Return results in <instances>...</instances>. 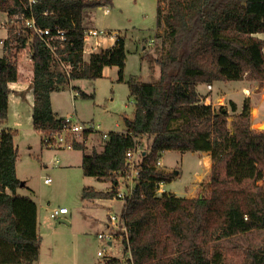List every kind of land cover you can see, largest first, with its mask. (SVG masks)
Masks as SVG:
<instances>
[{
	"label": "trees",
	"instance_id": "16d2710c",
	"mask_svg": "<svg viewBox=\"0 0 264 264\" xmlns=\"http://www.w3.org/2000/svg\"><path fill=\"white\" fill-rule=\"evenodd\" d=\"M108 5L112 0H0V13L9 21L0 56V125L7 118L9 84L18 79L15 57L27 42L33 61L32 128L41 134L69 124L54 114L52 92L77 79L100 78L107 66L117 67V80H124V36L84 58L85 12ZM21 13L52 33L64 30L65 56L58 51L53 57L44 38L20 22L12 23ZM157 15L168 40V47L153 60L158 78L150 83L135 76L126 80L134 101L133 117L123 119V131H108L100 151L82 157L85 176L111 183L107 192L84 186L82 200L113 198L120 179L114 172L125 169L126 152L139 145L143 149L138 180L121 211L126 231L115 234L122 257H104L103 264H124V257L130 264H245L252 247L234 242L226 248L221 242L264 231V130L251 127L248 97L239 112L230 102L235 113L232 131L226 109L197 103L196 97L197 86L203 83L243 79L264 83V39L258 37L264 34V0H168L167 13L162 15L158 6ZM77 94L93 97L80 89ZM15 134L0 130V264H30L39 257L37 205L17 193L25 183L16 174ZM143 139L151 142L144 144ZM85 147L73 143V149L85 151ZM167 150L210 154L208 195L156 193L160 183L178 175L157 167ZM256 250L264 254V246Z\"/></svg>",
	"mask_w": 264,
	"mask_h": 264
},
{
	"label": "rangeland",
	"instance_id": "374dc122",
	"mask_svg": "<svg viewBox=\"0 0 264 264\" xmlns=\"http://www.w3.org/2000/svg\"><path fill=\"white\" fill-rule=\"evenodd\" d=\"M158 6L161 7L162 15L166 14L168 0H112V5L86 10L84 24L87 30H101L102 32L111 33L113 37L115 36L114 38L116 36H124L125 51L127 53L123 74L124 80H117L118 69L114 66H107L102 73V77L95 80H74L70 86H66L64 89L53 93L55 112L59 114L70 112L73 121L98 123L106 131H121L124 128V116L131 118L134 110V101L129 97L126 80L131 76H135L141 82H154L159 76V68L153 64V60L160 50H165L168 47V40L165 37L166 27L163 24H157ZM5 20L6 14L0 13V24ZM4 32L6 33L4 27L0 26V38ZM258 37L264 39V34H260ZM102 40H104V37L100 35L99 39H97V45L94 44L93 40L87 45L89 48L85 50V59L88 58L89 53L95 52L100 48L111 47L110 39L107 40L106 45L101 42ZM112 41L115 42L116 40ZM25 50L27 51L28 48ZM24 52V50H21L15 57L18 70L17 81L19 82L18 84H14L12 86L14 88L12 89H19V91L14 92L19 93L22 91V96L25 97H21L19 104L15 106L11 101L7 113L9 124L22 131V135L18 138L20 148L19 173L21 176L28 178L32 189L40 198L44 199L48 196L51 205H55L56 207L65 205L67 209L70 208L71 210L76 206L77 200L80 202L79 197H75V193H73L72 179L65 178V174L62 173L64 182L58 184V187H48L44 184L45 178L48 179L50 184H55L57 182V175L60 172L56 171V166L52 163L54 152L45 149V147L43 150L44 154H40L41 142L38 134H29L31 131L30 113L32 96L28 97L27 95L30 93L33 62L28 60ZM2 54V46H0V55ZM20 58H23V60L20 61ZM56 67L58 70L60 69L59 65ZM219 83H211L213 86L212 90L205 88L207 83L199 84L197 86V96L209 95L213 107L216 109L223 107V109L228 111L227 127L230 131L233 130L232 121L235 115V113L230 111V102L232 101L236 104L237 112H239L243 100L248 97L251 107V127L256 130H264V83L250 79L230 81L229 84L228 82ZM72 86L75 87L73 90L71 89ZM77 88L87 94L93 93V97H80L77 94ZM74 95L76 96L74 97ZM179 123H174L173 126L175 127ZM100 139V135L98 134L91 135L90 139L85 143L87 149L85 152L82 150L65 149L62 155L71 157L72 160H77L81 153L99 150L102 147ZM149 141L151 142V139ZM149 141L143 139L142 142L147 144ZM27 144L32 147L29 153L27 151ZM142 150V146L139 145V154ZM201 156L199 152L181 153L176 150L164 151L161 156L162 165L170 171L175 170L179 172V175L169 183H162L156 193L160 194L166 191L183 196L184 194H188L186 193L187 191H192L190 195L193 198L200 195H208L210 188L207 183L212 162H209V158H206L205 161L208 160V162L205 165L203 164L206 172L201 175L202 177L197 178L203 172L201 163H199ZM157 167L161 169V166ZM67 172L71 173V175H75V173L80 175L82 178L81 182H84V179L91 181V179L83 176L84 174H82L83 172L78 166L72 167ZM102 184L101 182L94 183L95 187H102ZM120 201L123 202V200ZM120 201L118 203L122 204ZM118 208L119 206L114 207L113 211L120 214L121 211ZM106 211H101L99 217L105 218ZM82 217L81 214L73 221L72 228H81ZM46 230L49 232L48 234L46 231V233L42 232L43 234H47L43 236L41 247L43 258L52 255L56 261L63 262L64 264L65 262L69 264H103L105 258L97 256V251L102 250L106 244L97 238V235L93 231L91 234L85 236H74V234H71L73 230L71 231L70 228H65L64 226L56 229L48 228ZM116 238L113 241L114 246H106L105 256L122 257L120 237L116 236ZM234 242H238L245 247L249 245L253 248L246 256L245 264H262L264 254L256 250V248L264 246V231L251 232L247 235L246 239L237 236L231 240H222L221 245L230 248ZM223 251L224 248L222 247ZM232 258L235 260L236 257L233 255Z\"/></svg>",
	"mask_w": 264,
	"mask_h": 264
},
{
	"label": "crops",
	"instance_id": "0c3cea01",
	"mask_svg": "<svg viewBox=\"0 0 264 264\" xmlns=\"http://www.w3.org/2000/svg\"><path fill=\"white\" fill-rule=\"evenodd\" d=\"M6 35H7V33H5V32L2 33L1 38H5ZM107 40L108 39H104L101 42L106 45ZM109 42H110V46L114 45V43H115L112 40H109ZM263 52H264V48H263ZM84 55H85V52H84ZM105 68L103 69V71L105 70ZM32 75H33V69H32ZM18 82L19 81H16V82H13V83L9 84V87L11 89V93L8 96V106L10 105L11 101L14 103V106L19 104L21 97H25V96H22L23 95L22 91H20L19 93H15L14 92V91H19V89H15V90L12 89V88H14L12 86L14 84H18ZM72 83H73V81L71 82V84ZM229 83H230V81H228V84ZM219 84H223V82H220ZM28 87H29V85H28ZM205 88H206V86H205ZM21 89L23 90L22 87H21ZM29 90H30V93L27 95L28 97L32 96L31 88ZM53 93L54 92L51 93L50 99H51V106H52V110H53L54 114L56 116H58V117H66V116L70 115V112H67L65 114H59V113L55 112L56 110H55V106H54V103H53ZM75 96L76 95H74V97ZM11 98H12V100H11ZM32 103H33V96H32ZM133 113H134V110H133ZM31 114H32V107H31V113H30V126H31L30 130L31 131H30L29 134H32V135L33 134H36V135L38 134V136L40 138V142H41V133L34 131L33 128H32V117H31ZM125 117H127V116H124V118ZM2 129H11V130H15L16 131V134L14 136V143H15V146L17 147V150H18V157H17V161H16V174H17V177L20 180L24 181V183H25L24 186H21V187H19L17 189V193L20 194V195L29 196L30 198H32L34 200V202L37 205V233H38V235L40 237L39 257H38V259L36 261H34L33 263H30V264H64L63 262L56 261L53 258L52 255H49V256L43 258L42 250H41V247H42V244H43V236L47 235L49 233L46 229H48V228L49 229H56V228H60V226H64L65 228H70L71 231L73 230L71 232V234H74V236H85V235L91 234L92 231L96 235H98V233L105 232V231L108 230V225H109L108 224V216L111 213H115L113 211V208L116 207V206L117 207L119 206L118 210L122 211L123 206H124V202L118 200L116 197H113V198H97V199H93V200H82L81 191H82V188L84 186H92L96 190H99V191H102V192H107V191H110V189H111V183L110 182L99 181V180H97L94 177H88V176H86V178L91 179L92 182L88 181L87 179H84V182H81L82 178L80 177V175H78L76 173H75V175H71V173L67 172V170H71L72 167H77V166L81 168L82 157H83L84 153L83 154L81 153L80 157L77 160H72L71 157H66V156L62 155V152L65 149H57V148L46 147V146H44L41 143L40 149H39V153L40 154H44L43 150H44L45 147H46L45 149L52 150L54 152V159H53L52 163L54 164V166H56V171L60 172L59 175H57V178H56L57 182L55 184H50V182H48V183L44 182V184L46 186H48V187H52V186H53V188L58 187V184L64 182V180L62 179V173H64L65 174V176H64L65 178L72 179V181H73V184H72L73 185V193H75V197L76 196L79 197V200H80V202L78 200L76 201V204H75L76 206L74 208H72L71 210H70V208H68V213L60 214V215H58L57 218H51L50 217V213H51V211L53 209L58 208V207H64L65 205H61V206L56 207L55 205H51V202H50L48 196H47V198H44V199L40 198L39 195L36 194L35 191L32 189L31 184H29L28 178L27 177L25 178L24 176L20 175V173H19V168H20V165H19V153L20 152L19 151H20V148H19L18 138L22 135V133H21L22 131H20L18 128L12 127L9 124L8 117H7L6 121L3 124L0 125V130H2ZM102 130H104V129H102ZM123 130H124V128L121 131H123ZM104 131H106V130H104ZM109 131H111V130H109ZM29 134H28V136H29ZM31 149H32L31 145L27 144L28 153H29V151ZM101 149H102V147L99 150H96V151H100ZM69 150H77V149H69ZM86 150L87 149H85V151ZM199 155H202L201 158L199 159V161H200L199 163H201V167H202L203 172L200 175H198L197 178H199L201 175L204 174V172H206V169H204V167H203L205 165V163L208 162V160L205 161L206 158L207 159L209 158V162L211 161L210 154L208 152H199ZM44 163L46 164L45 161H44ZM159 166H161V169L164 170L165 172L170 171V170H168V168H164V166L162 165L161 158H160V165ZM81 170H82V168H81ZM82 172H83V170H82ZM177 173L179 175V172H177ZM83 176L85 177V175H83ZM95 182H101V183H103L105 185L102 184V187L96 186V187H98V188H96L95 185H94ZM120 188H121V186H120V180H119V183H118V186L116 188V191L120 190ZM186 193H188V194H184L183 195L184 197L193 198L190 195L192 193V191H190V192L187 191ZM118 201L122 202V204L120 203L121 204L120 205L118 203ZM104 210L105 211L107 210L106 211V217L105 218L99 217L100 212L104 211ZM81 214L83 216L82 217L83 218L82 226L79 229L76 228L77 229L76 230V229L72 228V223ZM45 231L47 232V234H43V233H46ZM115 239H117L116 236H115ZM113 241H112V244H111L112 246H114V242ZM103 243H104V241H103ZM106 245L110 246L109 243H107ZM104 257H107V256H104ZM65 264H69V263L65 262Z\"/></svg>",
	"mask_w": 264,
	"mask_h": 264
},
{
	"label": "built area",
	"instance_id": "2783aa9c",
	"mask_svg": "<svg viewBox=\"0 0 264 264\" xmlns=\"http://www.w3.org/2000/svg\"><path fill=\"white\" fill-rule=\"evenodd\" d=\"M34 2L35 0H30ZM107 12V11H106ZM8 16L6 14V20L0 24V26L4 27L6 31V25L8 23ZM22 23L24 28H26L31 33H35L42 38H44V42L46 47L49 49L53 57H58V51L61 52V55L64 57L65 53L63 52L66 47V36L65 31L59 28L55 29V33H52L50 28H42L36 24V21L33 17H28L25 13L16 14L12 23ZM7 33V31H6ZM102 32L101 30L96 29H88L84 33V52L86 49L89 48L91 41H94V44L97 45L100 35H103L104 39L116 40L111 34ZM5 38H0V46H3V40ZM28 48L26 51L25 49ZM25 52L24 54L28 57L29 61H32V51L30 48V42L26 43V47L23 49ZM23 58H20V61ZM33 62V61H32ZM33 64V63H32ZM65 67V65L62 64ZM33 68V67H32ZM18 73V70H17ZM32 80V77H31ZM31 82V81H30ZM207 90L212 89L211 84L206 85ZM197 103L200 104H211V99L209 95H198L196 97ZM66 121L69 124H64V126L60 130L50 131L44 134H41V139L43 145L46 147L57 148V149H73V143H86L91 135H100V140H104L108 137V131L102 130V127L98 123L93 122H78L73 121L72 114L65 117ZM141 153V152H140ZM139 161H140V154H139V146H136L133 150H129L126 152V163L125 169L115 171V175L120 177V190L116 192L115 197L117 199L126 201L132 194L133 187L138 180L139 177ZM160 165V160L157 162V166ZM44 181L48 183V179L45 178ZM162 183L159 184L161 186ZM158 186V188H159ZM158 190V189H157ZM163 192V191H162ZM68 213L67 207H58L51 211L50 217L57 218L60 214ZM108 230L105 232L98 233L97 237L104 241L105 244L109 243L111 247L112 241L115 239L116 233H125L126 228L124 226L121 213H111L108 216ZM105 245L102 250L97 251V255L100 257L105 256ZM127 257L122 258L125 262L124 264H130L126 261ZM130 259V257H129Z\"/></svg>",
	"mask_w": 264,
	"mask_h": 264
},
{
	"label": "water",
	"instance_id": "95a60500",
	"mask_svg": "<svg viewBox=\"0 0 264 264\" xmlns=\"http://www.w3.org/2000/svg\"><path fill=\"white\" fill-rule=\"evenodd\" d=\"M263 127H264V125H263Z\"/></svg>",
	"mask_w": 264,
	"mask_h": 264
},
{
	"label": "bare ground",
	"instance_id": "6f19581e",
	"mask_svg": "<svg viewBox=\"0 0 264 264\" xmlns=\"http://www.w3.org/2000/svg\"><path fill=\"white\" fill-rule=\"evenodd\" d=\"M208 165V164H207Z\"/></svg>",
	"mask_w": 264,
	"mask_h": 264
}]
</instances>
